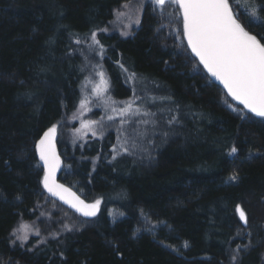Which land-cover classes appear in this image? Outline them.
<instances>
[{
    "label": "trees",
    "instance_id": "16d2710c",
    "mask_svg": "<svg viewBox=\"0 0 264 264\" xmlns=\"http://www.w3.org/2000/svg\"><path fill=\"white\" fill-rule=\"evenodd\" d=\"M134 1L126 34L107 31L115 11ZM259 15L250 26V15L240 17L258 39ZM92 31L113 97L134 99L133 89L142 99L171 97L144 105L158 118L179 106V123L161 119L169 135L152 137L146 152H114L119 144L110 130L77 132L82 47ZM53 125L63 162L58 180L87 202L100 199V212L80 219L84 226L72 234L21 247L11 235L19 222L44 221L51 204L64 209L44 193L35 152ZM233 146L238 152L230 156ZM233 255L235 264H264V123L242 120L220 88L191 69L177 44L167 42L149 0H0V262L233 264Z\"/></svg>",
    "mask_w": 264,
    "mask_h": 264
},
{
    "label": "snow or ice",
    "instance_id": "6c2138e0",
    "mask_svg": "<svg viewBox=\"0 0 264 264\" xmlns=\"http://www.w3.org/2000/svg\"><path fill=\"white\" fill-rule=\"evenodd\" d=\"M153 2L158 6H162L165 0H153ZM172 3L178 6L182 15L183 39H186L187 47L198 58L199 64L203 65L207 73L223 85L227 95L232 100L243 105L247 112L254 114L256 117L264 118V42H262L264 38L258 39L257 35L250 34L246 30V26L234 13L230 0H172ZM261 12H264V4L257 3L249 16V26L253 19H261L259 15ZM135 23L139 24L140 20L137 19ZM90 39L89 50L95 51V47L99 46V53L97 54H102L103 47L97 39L96 31L90 33ZM75 43L80 45L83 41L77 38ZM95 74L100 79L92 88V96L99 101V104H105L107 110L115 114L107 115L108 121L114 122L119 117L117 139L120 141V145L119 147L114 146V152L135 154L138 149L146 152L147 148L144 145L152 144V137L159 134L166 138L169 135L168 131L162 130L160 126L161 119L169 127L179 123V119L175 114L178 105L176 109H167V112L172 113L170 116L160 118H158L157 112H153L144 106L155 104L157 99L171 101V97H147L142 99L135 97V89H133L134 99L127 102L123 107L117 108L115 101H111L110 97L107 100L105 99L108 82L104 77V73L96 72ZM134 78V73L128 77L130 80ZM86 79L89 78L86 77ZM136 99H142V104L136 105ZM90 103V100H82L81 108L90 111V108L87 107ZM158 111L164 112L165 109L161 108ZM241 119H250V117L242 116ZM98 123L100 122L95 120L84 121L77 132L81 134L91 132L93 136H96V125ZM56 133L57 125H53L44 131L35 143V151L44 166L43 186L52 196L59 197L60 200L75 209L77 213L84 217H95L100 211V199H96L93 203H85L84 200L70 193L67 188L56 184L54 180L55 171L60 165V159L54 147ZM237 152L238 148L233 146L228 155L232 156ZM113 159H115V156H113ZM229 179L235 181L238 177L232 175ZM236 212L239 214L240 220L246 224V215L240 205L236 206ZM64 229L66 231L72 230L68 225H64ZM27 231L26 225L14 229L11 233L15 237L13 243L19 241L20 246L24 247L28 241ZM34 234L39 236V230H36ZM248 235L251 236V233L249 232ZM249 246L245 245L244 248L247 249ZM185 247H187L186 242ZM240 247L237 246V251ZM231 259L235 264L236 255H233ZM0 264H5V262H0ZM6 264H11V261L6 262Z\"/></svg>",
    "mask_w": 264,
    "mask_h": 264
},
{
    "label": "rangeland",
    "instance_id": "374dc122",
    "mask_svg": "<svg viewBox=\"0 0 264 264\" xmlns=\"http://www.w3.org/2000/svg\"><path fill=\"white\" fill-rule=\"evenodd\" d=\"M149 3L153 7V12L157 16V18L162 22V25L167 31V42L168 43H177V35H174L172 33L173 28H177L179 26V21L177 19V9L170 4L169 2H165L162 6L156 5L153 0H149ZM230 4L233 8L234 13L239 17H241V13H246L248 15L251 14L253 8L255 7L253 4L248 3L244 0H234L230 1ZM123 13V15H121ZM137 14V3L134 2H128V4H124L120 6L114 13V17L112 22L108 25L107 31L114 30L118 31L121 34L124 33L128 28L130 27L129 21H132L134 16ZM123 35V34H122ZM89 44H91V39L89 38L87 41H85V45L82 47V56H83V67H84V77L81 82V88H80V102L78 105V109L75 113V120L76 121H88V120H95L99 121L96 125V130H99V128L103 130H110L114 132L116 135L117 133V125L119 124V117L116 118V120L108 121L107 115H115L114 113H111L107 110V107L105 104H99V101L96 100L95 97L92 96V88L94 87L95 83L99 82L100 77L97 76L96 72H103L104 77L108 82V88L107 92L105 93V99L107 100L108 97L111 98V101H115V106L117 108L123 107L127 102L132 100L131 98H125V99H118L112 96L111 94V87L109 83V78L104 71V69L101 66V54L99 53V46L95 47V51L89 50ZM97 48V49H96ZM178 49V48H177ZM179 53L183 56V58L189 63L190 67L193 69V61L191 60L190 56L187 54V51L185 48L180 47L178 49ZM87 57V58H86ZM95 66V67H93ZM88 77L89 79H86ZM90 100L91 103L87 105L89 110H84L81 108V101ZM224 100V103L230 108L232 105L228 100ZM110 103V102H109ZM99 104V106H97ZM249 120H252L251 118ZM256 121V120H255ZM259 123L260 122L258 121ZM118 144L120 145V141L118 140ZM49 212L43 214L44 221L42 217H39L34 222H19L14 229L20 227L21 225L27 226V234H28V241L30 239H35L36 244H43L47 240L54 238L58 235L66 234V233H74L75 231L79 230L82 226H84L83 222L80 221V217L76 216L74 217L72 212L69 210H66L65 208L62 209L59 206L50 205ZM68 211V212H67ZM64 225H68L72 228L71 231H66L64 229ZM13 229V230H14ZM36 230H39L40 235L36 236L34 233ZM71 233V234H72ZM51 235V236H48ZM15 240V237L12 236V242ZM27 241V242H28ZM15 243H19V241H16Z\"/></svg>",
    "mask_w": 264,
    "mask_h": 264
},
{
    "label": "water",
    "instance_id": "95a60500",
    "mask_svg": "<svg viewBox=\"0 0 264 264\" xmlns=\"http://www.w3.org/2000/svg\"><path fill=\"white\" fill-rule=\"evenodd\" d=\"M165 2H169L170 4H172L176 9H177V19L179 21V26L177 28H173L172 29V33L174 35H177V48L180 49V47H183L185 48V50L187 51V54L190 56L191 60L193 61V71L195 73H197L198 75L202 76L203 78L207 79L210 83L216 85L218 88H220V90L222 91V95H223V98L225 100H228L230 103H231V107H230V110L235 113L236 115H238L240 118L242 116H248L250 117L252 120H256V121H260V122H263L264 123V118H260V117H256L254 114L252 113H249L247 112L246 109L243 108V105L239 104L237 101H234L232 100V98L230 96L227 95V92H226V89H224L223 85L217 81L214 77H211L210 74L207 73V71L203 68V65L199 64V61H198V58H196L192 53H191V49L187 47V41L186 39H183V36H182V32H183V28H182V15L180 14L179 12V8L177 5H175L174 3H172V0H165ZM241 21V20H240ZM246 30H248L246 28ZM249 31V30H248ZM250 32V31H249ZM250 34H253L250 32ZM254 35V34H253ZM242 120H245V119H242ZM48 129V128H47ZM46 129V130H47ZM45 130V131H46ZM44 133V132H43ZM43 133L40 135V137L43 135ZM39 137V138H40ZM38 138V140H39ZM56 140H57V133H56V136H55V139H54V147H55V152L57 154V156L59 157L60 159V165L59 167L56 169L55 171V174H54V180L56 182V184H59V185H62L64 188H67L69 190L70 193H73L75 196L79 197L81 200H84L82 199L76 192H74L70 187L66 186L65 184L61 183L59 180H58V176L59 174L61 173V170L63 168V162H62V159L60 158L59 154H58V150H57V145H56ZM36 152V151H35ZM36 157H37V160L40 164V166L42 167L43 169V175H42V179H41V186H42V189L44 191V193L50 198L52 199L53 201L57 202L58 204H60L61 206H63L65 209L69 210L70 212H72L73 214H75L76 216L82 218V219H86V220H90V219H93L95 218L98 213L100 211H98L97 215L95 217H84L83 215H81L80 213H77L75 211V209L71 208L69 204L65 203L64 201L60 200L59 197H56V196H52L48 191L47 189L44 188L43 186V176H44V166H43V162L39 160V155L38 153H36ZM85 203H93V202H87L84 200ZM238 217H239V214L237 213ZM240 219V218H239ZM241 221V220H240ZM241 224L244 226L245 225V222L244 221H241Z\"/></svg>",
    "mask_w": 264,
    "mask_h": 264
}]
</instances>
